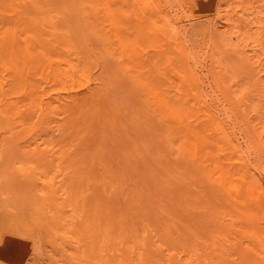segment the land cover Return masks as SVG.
Wrapping results in <instances>:
<instances>
[{
  "label": "bare ground",
  "instance_id": "6f19581e",
  "mask_svg": "<svg viewBox=\"0 0 264 264\" xmlns=\"http://www.w3.org/2000/svg\"><path fill=\"white\" fill-rule=\"evenodd\" d=\"M200 3L0 0L13 264H264V8Z\"/></svg>",
  "mask_w": 264,
  "mask_h": 264
},
{
  "label": "rangeland",
  "instance_id": "374dc122",
  "mask_svg": "<svg viewBox=\"0 0 264 264\" xmlns=\"http://www.w3.org/2000/svg\"><path fill=\"white\" fill-rule=\"evenodd\" d=\"M200 1H201V3L199 4V9L201 10L200 12L208 13V12H210L211 9H213L214 5H216L218 3V1H221V4H222L223 8H229V7H234V5L237 4V2L239 0H200ZM261 1H264V0H247V3L249 5H254L256 9L258 7L261 9V8H264V4ZM202 2H204V3L202 4ZM200 6H202V7H200ZM203 6L204 7L206 6L207 8L204 9ZM230 12H233V11H230ZM248 20L249 19L246 20L247 23H248ZM243 29H244V34L245 35H247L248 33L249 34L251 33V35L253 34V36H254V35H256V34H254V31L256 30L258 32L259 31L258 29H260V32H259L258 36L260 37L263 34V33H261L262 30H261L260 27L258 28L256 26H254V27H252L250 29V27L246 26V27H243ZM248 29H249L250 32H248ZM253 29H255V30L253 31ZM93 112H95V111H93ZM109 139L103 141V143L107 144L106 149H107L108 153L109 152H111V153L119 152V153H121V154H123L124 156L127 157V156L131 155L133 153L134 149H135L134 146H132V145L126 143V142L121 141L119 138L118 139L115 138V140L113 142H111L113 145H108ZM7 256H9V253H7V255H6L4 252L0 251V260H1L0 264H3V262H4V264H6V263L13 264V262H11L10 260H8L6 258ZM49 264H53V263L50 262Z\"/></svg>",
  "mask_w": 264,
  "mask_h": 264
}]
</instances>
